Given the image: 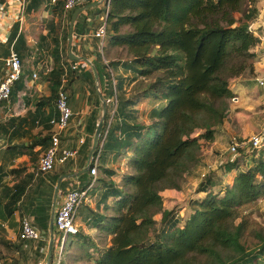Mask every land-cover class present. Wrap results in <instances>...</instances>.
<instances>
[{
    "label": "trees",
    "instance_id": "obj_1",
    "mask_svg": "<svg viewBox=\"0 0 264 264\" xmlns=\"http://www.w3.org/2000/svg\"><path fill=\"white\" fill-rule=\"evenodd\" d=\"M255 4V0H110L106 18L109 44L123 48L129 57L120 66L132 74L131 82L153 81L139 90L137 99L117 98L101 156L125 155L132 174L122 176L118 186L111 180L115 172L99 168L109 178V182L99 180L100 187L107 188L101 203L112 199L115 216L92 223L111 237L110 246L92 264H254L264 255L261 236L257 235L260 243L252 249L243 242L248 226L243 211L264 198V156L242 154L221 166L225 174L237 173L218 195L209 189L221 181L214 174L206 175L198 190L206 196L191 203L192 214L186 220L179 213L163 211L161 196L165 190L181 189L183 175L199 164L200 142L215 141L229 102L235 98L230 82L254 74L253 49L259 40L249 26L256 17ZM38 5L33 0L29 10ZM77 8L70 12L69 21ZM235 13L242 17L236 18ZM86 26V19L79 17L73 33L84 34ZM62 39H69V31ZM60 58L55 51L54 61ZM93 64L101 93L110 98L112 89L104 91L108 67L99 59ZM62 74L58 66L50 75L55 102ZM73 77L90 85L95 95L91 71L79 66L71 73L68 87ZM116 90H122L121 81ZM150 98L164 105L149 112L151 124L145 126L139 123L135 107ZM93 105L86 123L90 136L102 107L97 95ZM247 159L251 165L239 171ZM88 175L79 177L83 189L91 182ZM19 196L9 198L8 215L15 211ZM157 215H161L160 230L151 238Z\"/></svg>",
    "mask_w": 264,
    "mask_h": 264
},
{
    "label": "crops",
    "instance_id": "obj_2",
    "mask_svg": "<svg viewBox=\"0 0 264 264\" xmlns=\"http://www.w3.org/2000/svg\"><path fill=\"white\" fill-rule=\"evenodd\" d=\"M32 2L33 0L25 11L20 12L15 0H0V82L7 71L6 60L10 52L17 54L22 65L21 77L14 84L9 100L0 104V264H37L39 262L54 264L56 262L58 249L55 241L52 240L54 229L53 233L51 232L53 210L62 202L64 194L70 187L83 189L79 180L81 175L77 176V174L88 164L94 135L90 136L87 133L86 123L93 111L91 109L94 106L95 95L99 98L96 88L94 95L90 85L78 77H73L70 87L66 83L68 105L72 110V117L67 128L60 132V151L76 150L77 155L75 159L65 164H57L52 172L35 177L34 171L37 168L39 158L50 146L51 134L57 131L49 122L59 116L55 107V96L51 90V73L48 76L43 75L40 71L41 62L47 60L53 69L58 66L61 68L62 66L68 67L70 63H84L69 60V39L68 46L66 48L63 46L62 32L58 31L62 19L65 17L62 0L55 3H51L50 0H38V7L33 9L32 6V9L29 10ZM105 3L106 0H97V2L87 0L82 5V8H86V10L80 13L76 19V21L79 17L86 19L85 32L81 35L73 33L72 53L78 57L87 58L92 64L97 59H103V51L114 54L116 50L122 49L111 46L107 36L103 42L92 37V32L102 25L101 17L105 10ZM255 9L256 17L250 22V26L264 38V8L262 3H257ZM54 40L58 41V46ZM57 50L61 56L58 62L54 61V54ZM253 52L256 56L254 74L252 76L245 74L230 82V90L237 99L230 105V112L236 111L240 107H247L248 104L264 106V93L258 94L259 90L264 88H259L256 84V79L264 76L263 45L259 43ZM105 66L108 67L107 63ZM87 67L86 65L84 69L92 72ZM117 69L123 73H128L120 67ZM71 73H69L67 80L69 78L71 80ZM34 74H37L35 79L33 78ZM108 86V83L105 84L104 91L109 88ZM99 91L105 99L100 87ZM108 103L109 100L106 103L107 114L110 110ZM163 105L164 103L161 102V106ZM136 109L138 108L135 107ZM140 114L143 115L142 112ZM138 120L145 125L148 123L141 117H138ZM215 143L216 139L209 144L213 146ZM125 158L127 157L123 154H104L103 157L101 156L99 168L103 167L115 172V176L111 180L116 183L114 181L116 176L121 173L122 178L124 171H126L125 167L121 168L120 173L116 170L120 165L119 163H124L123 159ZM125 164L127 165V159L124 166ZM247 164L249 167L251 162L248 161ZM215 168H211V171H214ZM239 171L242 170L239 169ZM98 172L95 185L89 193L87 201L80 208L76 219L79 233L77 236L68 237L69 241L76 237L78 241L80 239L82 241L92 240L97 243L96 235H106L92 223L102 217L115 216L112 210V199L109 198L106 203H101L107 188L104 185L100 187L99 180L109 182V178H106L100 169ZM236 173L237 171L227 173L219 186L221 188L230 186ZM88 178H91L90 175ZM58 183L59 187L57 188ZM181 192V190H165L161 193L163 202L164 199H171V201L178 199ZM198 193L201 195L200 199L202 196H206V192L198 191ZM14 194L20 196L15 204V211L12 215H8L5 206ZM22 218L28 219L39 233V241H22L19 239V221ZM54 239H56L55 236ZM106 241L108 244L103 248L104 250L110 246L111 237L106 236ZM63 256L61 264H67V258L64 254ZM83 257L86 260L85 256ZM86 261L88 264H92L94 260L90 263L88 260Z\"/></svg>",
    "mask_w": 264,
    "mask_h": 264
},
{
    "label": "rangeland",
    "instance_id": "obj_3",
    "mask_svg": "<svg viewBox=\"0 0 264 264\" xmlns=\"http://www.w3.org/2000/svg\"><path fill=\"white\" fill-rule=\"evenodd\" d=\"M255 1L256 4L254 6H257V3L258 4L262 3L264 8V0H255ZM82 7L83 6H81V8ZM234 16L238 19L242 17L241 13H235ZM69 18H70V12L65 13V17L62 19L60 28H58V31L62 32V37L64 35V32L70 31ZM124 29H122V31ZM73 40L74 39L72 33V42ZM62 42L64 48H66L68 46V40L64 41L62 39ZM115 48H119V47H115ZM102 56L103 59L100 58L102 64L104 65L105 63H107L108 65V68H106V73L108 75L107 83L109 84L108 87L111 88L112 79L115 80V84L120 81L122 82V90L117 92L118 98L122 96L126 99L128 98L137 99L136 97L137 96L140 97L141 94L139 93V90L141 88H144L148 83L153 81V78H150L148 81H141L140 79L135 82H131L130 81V79L132 78L131 73H123L120 69H117L118 67L122 68V66L120 65L123 62L129 61L127 52L123 50V48L120 51L116 50L114 54H109L103 51ZM112 64H118L116 66L117 68L112 66ZM263 93H264V89L259 90L258 92L259 95H262ZM104 100L107 103L109 98L108 100H106V98ZM229 104L231 105L232 102H229ZM154 105H155L154 108H158V105L160 107L161 101L156 100L154 98L142 99L136 105V108H138L136 110H140L137 111L138 114L137 116L141 117L146 122L148 121L147 125L144 124L145 126L151 124V122L148 120L149 119L148 115L149 112L153 109ZM230 105L228 108L226 120L224 121L225 124L224 128H222L220 133L217 135L215 145L211 146V144L209 143L200 142L201 149L199 152L200 155L199 164L195 168L191 169L189 172H186L183 175L181 180L182 182L181 189H180L182 192L181 195L178 196V199L173 201H171V199L169 200L164 199L163 211L170 212L171 214L179 213V216L182 217L184 220H186L192 214L191 203L193 201H200L204 199V196H202V198L200 199L201 195L198 193V190L201 187V184L203 183L202 175L214 174L213 176L215 180L222 181L224 176L227 174H225L223 170L221 171L219 167L229 162H233L234 160L239 158L237 156L234 157L228 154L227 149L231 139L236 138L239 140L248 141L252 136L264 130L263 105L254 106L248 104L247 107L237 108V110L233 112H230V108H231ZM108 106H110V101L108 103ZM139 108H141L142 111ZM91 110H94V106ZM141 112L144 116L140 114ZM100 116H101V112L99 114V117ZM105 121L106 119L104 120V122ZM257 153H258L257 151H253L250 149L245 155H248L249 157L251 156L252 158H258L260 155L263 154V153H259V154ZM126 159L127 158L123 159L124 163L126 162ZM248 161L250 162V159H247V162ZM247 162L242 163L240 170L243 171L248 168L249 164H247ZM124 163L123 162L119 163L120 165H118L116 169L117 172L120 173L121 168L125 167L126 171H124L125 172L124 174L122 173L123 176L132 174V171L130 170V168H128V165L125 164L124 166ZM211 168H215L214 171H211ZM120 178H121V173L118 174L114 179L116 185L118 184L120 186V181H121ZM220 188L221 187L217 185V187H213L209 189V191L212 192L214 195H218L220 193ZM183 208H185L186 210H184ZM243 216H246L248 222V226L243 238V242L245 243L246 247L252 249L260 243V238L257 235L261 236L264 239V198L258 200L253 205L247 206L243 211ZM155 221H156V226L154 227L155 231L151 233L150 235L151 238L160 230L161 215H157L155 217ZM74 238L75 239H73L72 241H69L67 239L66 244L64 245L63 253L65 255V258H67L66 259V261L68 262L67 264H88L86 260H88V262L90 263L91 261L97 259L101 255L100 252H102L104 250L103 248H105V246L108 244L106 241V236L104 235L95 236V238L98 239L97 243H95L92 240L82 241L80 239V241H78L76 237ZM83 256H85L86 260H84ZM62 257L64 256L62 255ZM262 263L264 264V258L262 260Z\"/></svg>",
    "mask_w": 264,
    "mask_h": 264
},
{
    "label": "built area",
    "instance_id": "obj_4",
    "mask_svg": "<svg viewBox=\"0 0 264 264\" xmlns=\"http://www.w3.org/2000/svg\"><path fill=\"white\" fill-rule=\"evenodd\" d=\"M18 4L19 11L23 12L29 6L31 0H15ZM51 3H55L59 0H50ZM87 0H62L64 13L71 12L77 7L82 6ZM91 1V0H90ZM97 2V0H92ZM110 0H106L105 10L101 17L102 25L92 32V37L103 42L107 36V13ZM249 31L259 40V43L263 45L264 49V38L257 33V31L249 26ZM79 66L86 68L85 64L70 63L68 67L62 66L63 74L61 76L60 86L57 91V99L55 102L56 110L59 116L55 119H51L49 124L56 128V132H53L50 136V146L39 158L37 168L34 171L35 177L42 174L52 172L57 164H65L70 160L75 159L77 155L76 150H63L60 151V132L64 131L72 117V110L68 105V96L66 90V83L70 72L76 71ZM7 71L4 78L0 82V104L7 102L10 98L12 88L14 84L20 79L22 73V65L16 53L10 52L9 57L6 60ZM40 71L43 75L48 76L53 71V66L44 60L41 62ZM37 74L33 75L35 79ZM117 84V83H116ZM115 80L112 79L111 89L112 96L109 98L110 110L108 111V118L104 122L98 144L92 153V156L88 160L90 165L89 175L92 178L90 184L85 188L70 187L63 196L62 202L54 207L53 210V229L54 236L52 240L55 241L58 253L56 255V262L54 264H61L62 255L64 254V245L66 244L67 238L71 236H77L79 233L76 225V219L80 208L85 204L89 197V193L95 185V181L98 176V169L100 165V159L102 155L103 144L106 141L108 132L114 122V117L118 105V94L116 90ZM256 84L259 88H264V76L256 79ZM237 99L233 98L231 102H236ZM257 151L264 154V130L260 133L252 136L248 141L239 140L232 138L228 146V154L232 156H241L240 154H246L249 150ZM207 175V174H206ZM206 175H202L203 179ZM19 239L22 241H39L40 235L32 226L30 221L26 218H22L19 221ZM263 256H260L254 264H263ZM37 264H46L45 262H39Z\"/></svg>",
    "mask_w": 264,
    "mask_h": 264
},
{
    "label": "water",
    "instance_id": "obj_5",
    "mask_svg": "<svg viewBox=\"0 0 264 264\" xmlns=\"http://www.w3.org/2000/svg\"><path fill=\"white\" fill-rule=\"evenodd\" d=\"M85 10H86V8H77L74 11L73 15H72L71 22H70L69 55L68 56H69V60L70 61L84 63L92 70L94 81H95V88H96L97 94L99 96V99H100V101L102 103L101 116L99 117V120H98V123H97V127H96V130H95V133H94V137H93L92 147H91V150H90V153H89V158H90L92 156L93 151L96 148V145H97V142H98L101 130H102L103 122L105 120V116H106V102L103 99V97L101 96L100 91H99V77H98V73H97V70H96L95 66L87 58L78 57V56L74 55L72 53V50H71L72 49V33H73L72 30H73V26L75 24V21H76L78 15L80 13H82L83 11H85ZM89 170H90V165L87 164V166L79 174H77V176H80L82 174H86V173L89 172ZM58 187H59V183H58L57 188ZM51 232L53 233V221H52V225H51Z\"/></svg>",
    "mask_w": 264,
    "mask_h": 264
}]
</instances>
